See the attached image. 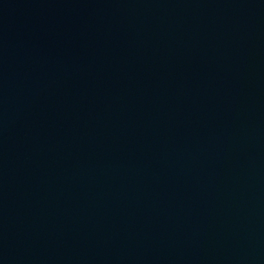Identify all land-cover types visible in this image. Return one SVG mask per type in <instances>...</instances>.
<instances>
[{
    "label": "water",
    "instance_id": "obj_1",
    "mask_svg": "<svg viewBox=\"0 0 264 264\" xmlns=\"http://www.w3.org/2000/svg\"><path fill=\"white\" fill-rule=\"evenodd\" d=\"M0 264H264V0H0Z\"/></svg>",
    "mask_w": 264,
    "mask_h": 264
}]
</instances>
